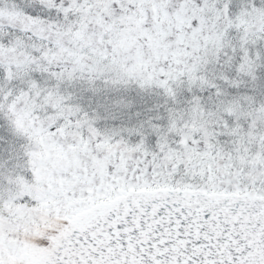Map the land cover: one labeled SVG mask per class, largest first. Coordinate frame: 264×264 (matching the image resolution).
Listing matches in <instances>:
<instances>
[{
  "label": "snow or ice",
  "instance_id": "snow-or-ice-1",
  "mask_svg": "<svg viewBox=\"0 0 264 264\" xmlns=\"http://www.w3.org/2000/svg\"><path fill=\"white\" fill-rule=\"evenodd\" d=\"M0 264H264V0H0Z\"/></svg>",
  "mask_w": 264,
  "mask_h": 264
}]
</instances>
